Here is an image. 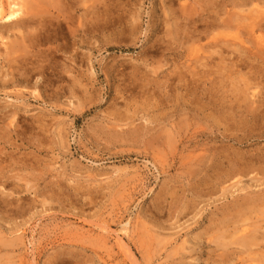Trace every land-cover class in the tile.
Wrapping results in <instances>:
<instances>
[{
    "label": "rangeland",
    "instance_id": "1",
    "mask_svg": "<svg viewBox=\"0 0 264 264\" xmlns=\"http://www.w3.org/2000/svg\"><path fill=\"white\" fill-rule=\"evenodd\" d=\"M21 1L40 14L0 37V264H219L225 230L263 233L264 175L231 177L264 153L252 36L240 56L201 35L205 0Z\"/></svg>",
    "mask_w": 264,
    "mask_h": 264
},
{
    "label": "bare ground",
    "instance_id": "2",
    "mask_svg": "<svg viewBox=\"0 0 264 264\" xmlns=\"http://www.w3.org/2000/svg\"><path fill=\"white\" fill-rule=\"evenodd\" d=\"M80 1H82V0H78V2H80ZM205 1H206V4L204 5V9H203L202 13L200 14L201 18L199 20L198 19L194 20L191 17L187 18L189 20V22L194 24V25L196 23H198V21H200V20H201V25L202 24L204 25V23H205V29H203L205 32L201 33V35L203 34V36H205V34H206L207 38L212 36L211 39L212 40L216 39V41H218V39L222 38V37L231 38V40L224 39L225 40L224 43L227 44V45L229 44V46H231V47H234V49L233 48L232 49L234 51L238 52L240 54V56L241 55L245 56L246 52L249 50L246 47V45H247V41L245 40L246 36H252L253 40L259 46H262L264 48V0H220L219 3H217L218 0H214L215 2H213L212 5L216 4L215 7H217V8H215V9L214 8L212 9V8L208 7L209 3L207 4V0H205ZM249 4H254V7L251 10H250V8H249V11L243 9L244 7H246ZM229 6H232V8L228 9ZM205 8H207V9H205ZM33 11L34 12L37 11V14H40V12L38 13V10H36L35 8H34ZM33 11H32L31 8H29V6L27 4H25L21 0H0V37L3 38V36H1V32H4L5 30H8L10 27H21V26L24 27V26H27V24L29 25L30 22L33 19L32 17H34V15H36V14H33ZM243 13H246V14H243ZM190 14L191 13H189V16H190ZM25 15H27V16L29 15L30 16L29 17V21H27L28 18L27 19L25 18L26 20H23L24 19L23 16H25ZM101 16L102 15H101L100 8L97 7L95 20L97 22L101 21L102 20ZM22 17H23V19H22ZM63 18H64L63 19L64 21H67V20L71 21V19H72L70 16H66V15H63ZM37 20L39 21V19H37ZM35 21H36V19H35ZM33 23H35V22H33ZM31 24H30V26H31ZM226 29H234L236 32H234V34H229V35L227 34L225 36H224L225 33L224 34H222V33L213 34L217 30H226ZM11 30H14V29L12 28ZM76 32H79V29H77ZM5 33H7V32H5ZM201 38H203V37H201ZM3 39H5V38H3ZM230 43H232V44H230ZM222 44L220 43V46L217 45V47H219V49H220ZM225 44H224V46H226V48L228 49L229 46L227 47V45H225ZM215 46H216V44H215ZM243 46L246 48V50H245V48ZM210 47H212V46L210 45ZM231 47H229V48H231ZM233 50H232V52H233ZM262 51H263V54H264V49ZM209 52H212V51H209ZM206 54L207 55H211L209 53H206ZM221 54L223 55V53H221ZM214 55H217V54L214 52ZM206 58H207V56H206ZM227 61H228V59H227ZM193 69H194V67H193ZM228 69H230V68H228ZM196 75H197V73H196ZM235 83H237V82H235ZM232 90H233L234 93H236L238 95H241V96L243 94L247 95L248 94L247 91L249 90V86L242 87L240 85H237L235 88L232 87ZM235 140H237L239 144L245 143L242 140H239L238 138L235 139ZM261 152H262V150H261ZM236 159L234 160V162H235V165L237 166L236 167L237 170H235L232 173V175H231L232 178H234L235 175L236 176L237 175L241 176L243 174L245 175L248 172L249 173L252 172V171L254 172L255 170H258L260 173H262L264 175V166H263V164H264V153L252 154L250 156V159L248 157H246V156L240 155L238 160H236ZM240 161H242L243 163H240ZM255 164H257L258 166H255ZM228 171H229V169H228ZM254 175L257 176V173L254 174ZM227 177H229V176H227ZM231 177H230V179H231ZM256 179H258V178H255V180ZM261 180H262V178H261ZM261 180H258V181L260 182ZM238 182H235V183H238ZM254 203H255V201H254ZM255 208H258V207H255ZM247 211H250V210L248 209ZM246 216H244V217H246ZM224 219H222V220H224ZM246 219H245V221H246ZM227 220H228V218H227ZM227 220L225 219L224 221H226V222H224V223H227ZM233 220L234 219H232V221ZM235 221H238V220L235 218ZM254 222H255V220H254ZM254 222H253V224H254ZM222 224H223V221H222ZM255 224H256V222H255ZM255 224L251 225V226H254L253 228H243V226H244L243 225L242 227H237L236 229L233 227L232 230L231 229L225 230L223 232L222 236H221V239H222L223 242L221 241L220 245L217 246V247L220 248V250H222V254L220 253L221 254L220 255V260H216V263L220 261L221 264L224 263V262H229V264H231V262H233V264H237L238 263V259H241V261H242V259L244 258L243 254L245 252L247 253V251H248L247 256L249 255V257L251 259L249 258L250 260H248V261H247L246 258L244 259V260H246L247 264H264V231L261 230V232L263 231V233H260V229L257 226H255ZM218 225H219V223H218ZM230 225H232V224H230ZM263 229H264V227H263ZM213 233L215 234L214 231H213ZM216 234L218 235L219 233H216ZM210 236H211V234L209 235V237ZM213 237H214V235H213ZM215 237H217V236H215ZM252 247H254V248L256 247L258 249V251H253L251 249ZM217 251H219V250H217ZM238 253H240L239 257H237ZM211 258H213V257H211ZM211 262H213V261H211ZM246 263H244V264H246Z\"/></svg>",
    "mask_w": 264,
    "mask_h": 264
}]
</instances>
